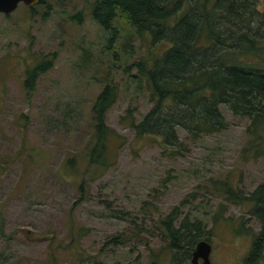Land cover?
Segmentation results:
<instances>
[{"label":"rangeland","instance_id":"rangeland-1","mask_svg":"<svg viewBox=\"0 0 264 264\" xmlns=\"http://www.w3.org/2000/svg\"><path fill=\"white\" fill-rule=\"evenodd\" d=\"M47 2L50 9L20 3L0 13V264H149L150 254L159 264H192L166 247L160 219L174 206L209 231L211 264H243L260 224L247 203L225 200L224 187L249 194L264 179V156L242 154L248 118L220 105L227 127L196 140L178 129V150L136 137L122 117L130 109L139 120L152 102L133 63L168 43L151 44L124 21L109 40L89 1ZM79 11L81 21L72 17ZM51 54L27 95L26 67ZM107 82L118 87L106 113L117 150L99 174L85 152L91 107ZM118 235L120 244L107 242Z\"/></svg>","mask_w":264,"mask_h":264},{"label":"trees","instance_id":"trees-1","mask_svg":"<svg viewBox=\"0 0 264 264\" xmlns=\"http://www.w3.org/2000/svg\"><path fill=\"white\" fill-rule=\"evenodd\" d=\"M47 1L27 8L50 9ZM85 1H89V16L109 33V40L116 34L113 23L124 21L137 34H148L151 44L168 43L159 56L133 63L152 102L141 119L136 120L130 109L122 117L136 137H156L165 147L178 150L182 146L178 129L191 140L224 130L227 123L220 105H225L232 114L249 120L243 156H264V10L259 0ZM72 17L81 21L83 13ZM53 61L51 54L26 67L22 86L27 95ZM117 95V85L107 82L91 107L93 131L85 159L99 174L116 160L115 132L106 123V113ZM79 189L84 191L83 183ZM224 198L234 204L247 203L250 215L259 222L243 260V264H259L264 260V179L249 194L225 185ZM179 209L174 206L160 225L166 247L189 259L197 242L209 241V231L201 221L180 219ZM121 239L118 235L107 242L118 245ZM150 257L149 264H159L157 255Z\"/></svg>","mask_w":264,"mask_h":264},{"label":"water","instance_id":"water-1","mask_svg":"<svg viewBox=\"0 0 264 264\" xmlns=\"http://www.w3.org/2000/svg\"><path fill=\"white\" fill-rule=\"evenodd\" d=\"M41 0H0V13L9 15L15 11L17 6L22 3L26 6H34ZM211 245L205 240L197 242L195 249L191 256V263L197 264V258L202 259L200 264H211L209 260Z\"/></svg>","mask_w":264,"mask_h":264},{"label":"flooded vegetation","instance_id":"flooded-vegetation-1","mask_svg":"<svg viewBox=\"0 0 264 264\" xmlns=\"http://www.w3.org/2000/svg\"><path fill=\"white\" fill-rule=\"evenodd\" d=\"M200 263H202V259L199 257L197 258V264H200Z\"/></svg>","mask_w":264,"mask_h":264}]
</instances>
